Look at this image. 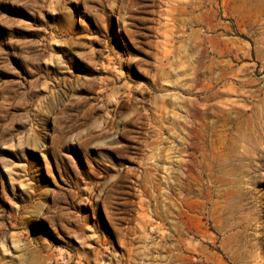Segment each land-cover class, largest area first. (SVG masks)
Here are the masks:
<instances>
[{
  "label": "rangeland",
  "instance_id": "obj_1",
  "mask_svg": "<svg viewBox=\"0 0 264 264\" xmlns=\"http://www.w3.org/2000/svg\"><path fill=\"white\" fill-rule=\"evenodd\" d=\"M0 264H264V0H0Z\"/></svg>",
  "mask_w": 264,
  "mask_h": 264
}]
</instances>
